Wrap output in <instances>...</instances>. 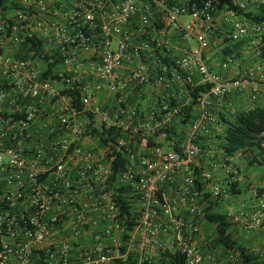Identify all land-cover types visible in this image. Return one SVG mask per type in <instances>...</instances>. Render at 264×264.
I'll list each match as a JSON object with an SVG mask.
<instances>
[{"label": "built area", "instance_id": "obj_1", "mask_svg": "<svg viewBox=\"0 0 264 264\" xmlns=\"http://www.w3.org/2000/svg\"><path fill=\"white\" fill-rule=\"evenodd\" d=\"M13 2L12 29L54 44L60 63L55 81L41 61L4 54L20 39L0 24V264L131 255L132 264L168 255L174 264H239L201 233L207 202L230 198L209 133L232 95L264 101V0ZM175 38L186 45L179 55ZM229 45L256 61L238 65ZM214 51L221 70L235 66L231 77L211 68ZM199 85L206 89L193 99L189 88ZM68 90L78 91L80 111ZM166 128L177 129L178 150L136 141ZM251 190L254 209L224 214L247 233L264 230V177Z\"/></svg>", "mask_w": 264, "mask_h": 264}, {"label": "trees", "instance_id": "obj_2", "mask_svg": "<svg viewBox=\"0 0 264 264\" xmlns=\"http://www.w3.org/2000/svg\"><path fill=\"white\" fill-rule=\"evenodd\" d=\"M5 1L6 0H0L1 9H4L3 4ZM246 16L250 17V14H246ZM2 18L9 26L6 31L7 36L9 37L10 34L13 33L20 39L19 46H17L18 51L15 53V56L41 61L46 65L43 75L45 77L50 75L53 80L59 81V77L56 74V66L60 63L59 49L53 48L50 52H46L43 48L44 42L35 34L29 33L25 29H12L14 27V22L7 19L6 15H2ZM251 19L258 21V19L254 17H251ZM262 51L261 57L264 58V48ZM189 89L191 97L195 99L205 91L206 86L199 85ZM67 92L71 97L72 106L76 111H80L81 107L76 99L78 91L68 90ZM192 103L194 102H191V105L186 108L181 115L182 127L187 124L190 118ZM214 125L217 127L216 132L215 127L212 128L209 133L214 140V157L222 169L226 167L229 170L228 175L225 177V193L232 198H237L242 194V190L239 188V169L234 163L231 164L234 158L240 157L241 159H245L247 166H261V174L264 177V148L262 147V143L264 142V106H255L243 110L231 106L226 109L225 106L223 111L218 114L217 121ZM107 133H109L108 137L112 138V132ZM178 135L177 129L166 128L158 130L153 135L146 136L143 140L142 137H137L136 141L141 142L148 148L160 146L163 147V149L178 150ZM104 144H106V140L99 136L98 145L101 146ZM199 144L202 148L205 147L204 142H200ZM119 162L122 164V160L118 158L117 162L112 165V168L117 167ZM222 169H220V171ZM222 174L224 175L223 172ZM205 197L207 198V196ZM216 206L217 202L208 201L204 210V221L213 228V233L209 240L211 246L214 249L222 250L224 254H226L227 251L236 253L238 255L239 264H264V258L261 256L264 247L262 252H254L251 250L245 242L233 234L237 228L225 217L223 212L215 211V208H217ZM219 254L224 256L222 253ZM133 261L134 256L131 255L128 256L126 260H117L114 264H132ZM157 262L159 264H174L175 259L168 255V258L165 260L158 258Z\"/></svg>", "mask_w": 264, "mask_h": 264}, {"label": "crops", "instance_id": "obj_3", "mask_svg": "<svg viewBox=\"0 0 264 264\" xmlns=\"http://www.w3.org/2000/svg\"><path fill=\"white\" fill-rule=\"evenodd\" d=\"M3 8L5 10L0 8V24H5V23L7 24V22L5 20H3V18H2V15H6V18L12 20L14 22L13 25H16L18 23V21L15 17V5H14L13 0H6L5 3L3 4ZM53 18L55 20H61L62 21V19H64V14L57 13L56 17L54 16ZM30 32L33 33L32 30ZM174 41H175L173 43L174 48H172L171 51H172V53L179 55L182 53V50L184 47H186V45L179 38H175ZM17 46H19V44L15 45V47L8 44L7 47L4 49V54L15 55V53L18 51ZM46 47H48V48L52 47V49L54 47V49H55V45L52 44L51 42H48V43L44 42L43 48L45 49ZM189 47H193L191 42L189 43ZM227 47H229L230 49L234 48L236 51H238L241 54L240 55L241 60H240L238 65H240L242 67H246L248 65H253L254 60L256 61V58H255V56H253L252 52L249 49H246L247 47H239V46H233V45H229ZM49 51H51V49H49L48 52ZM215 53H216V51L213 52V54H212L213 59L209 63L211 65V68L214 71H217L220 74H223L224 76L231 77L232 73L235 70V66H231L227 71L221 70L220 66H219L220 63H219L218 58H214ZM85 55H88V54L85 53ZM229 101H230V103H229ZM230 106L233 108L239 109V110H243V109L253 108L255 106L263 107L264 101L261 100V101H257L256 103H253V102H249L246 97L244 98V97L239 96V95H232L230 98H228V101L226 102V109L229 108ZM215 127L216 126L213 125L212 128H215ZM216 129H217V127L215 128V130ZM222 172H223V169L221 171H219V173H221V174H222ZM263 175H264V172H263ZM262 177H263L262 174H260L258 180L255 183L256 185L254 187L258 186ZM243 185H244L243 183L239 184V188L242 190V194L239 197L232 198L229 196L230 198L224 199V201L222 203H220L217 206V208H215V211L223 212L225 214V212L227 211V209L229 207L235 206L238 204H243L246 208L251 209V210L254 209L257 200H256L255 196L252 194V190H248L247 192L244 191ZM250 187H253V185H250ZM208 226L211 227L210 225H208L207 222L204 221L201 233H202V236L205 237V239H210L212 236V233H213V228L209 234L206 233L205 228H207ZM262 231L263 230H259L257 232H253V234H256L259 232L261 233ZM217 251L219 253L224 254V252L222 250L217 249Z\"/></svg>", "mask_w": 264, "mask_h": 264}, {"label": "rangeland", "instance_id": "obj_4", "mask_svg": "<svg viewBox=\"0 0 264 264\" xmlns=\"http://www.w3.org/2000/svg\"><path fill=\"white\" fill-rule=\"evenodd\" d=\"M190 42L194 47L195 43L193 41ZM49 49L52 50V47H46L44 50L48 52ZM232 163H234L239 169L238 180L240 184H244V191L247 192L248 190H251L256 185L255 183L258 180L260 174L262 173L261 166H247L245 163V159H241L240 157L234 158V160L231 161V164ZM250 185H253V187H250ZM207 228H205V231L207 234H209L212 230V227L208 226ZM233 234L239 239H241L243 242H245L246 245L249 246V248L254 252H262L264 247V230L261 233L259 232L256 234L235 230Z\"/></svg>", "mask_w": 264, "mask_h": 264}]
</instances>
